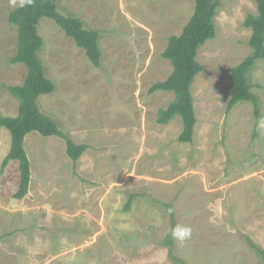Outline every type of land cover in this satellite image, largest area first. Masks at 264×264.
<instances>
[{
  "label": "rangeland",
  "instance_id": "374dc122",
  "mask_svg": "<svg viewBox=\"0 0 264 264\" xmlns=\"http://www.w3.org/2000/svg\"><path fill=\"white\" fill-rule=\"evenodd\" d=\"M216 36L198 51L204 70L192 87L197 125L193 142L181 143L176 116L158 113L172 92L151 86L172 73L163 58L168 38L189 22L195 0H59L64 14L101 32V67L49 19L39 34L40 56L56 85L42 95L41 110L77 144L89 148L77 162L60 137L31 132L28 194L17 199L20 166L1 172L11 134L0 129V264H263L249 240L264 249V132L251 102L227 112L231 69L251 53L248 14L254 0H219ZM20 0H0V117H15L19 101L8 86L22 85L18 27L9 13ZM264 116V60L249 74ZM131 195L137 197L129 209ZM191 229L184 242L165 244L172 228ZM170 249H172L170 251Z\"/></svg>",
  "mask_w": 264,
  "mask_h": 264
},
{
  "label": "trees",
  "instance_id": "16d2710c",
  "mask_svg": "<svg viewBox=\"0 0 264 264\" xmlns=\"http://www.w3.org/2000/svg\"><path fill=\"white\" fill-rule=\"evenodd\" d=\"M254 2L257 13L248 14L243 24L252 33L249 40L251 53L242 63L231 69V91L227 112L233 110L238 103L251 102L257 122L261 118L260 103L256 94L252 92L249 74L258 60H264V0H254ZM219 5V0H195L194 12L189 22L179 36L168 38V45L162 55L172 64V73L166 80L156 82L150 88L151 94L158 91L174 94V100L168 107L159 111L157 123L167 125L174 117L180 116L183 128L178 141L181 143L190 144L194 140L197 117L191 87L196 77L204 70L197 60L198 51L208 40L216 36L215 16ZM43 19L55 22L66 36L74 40L78 48L85 50L88 59L96 67L102 65L101 32L87 29L84 21L78 16L64 14L59 0H32L31 5L19 6L9 13V24L18 27L17 53L11 62L24 64L27 68L22 85L8 86L10 94L19 101L18 115L0 117V129L6 128L11 134V147L2 163L1 172L11 161L19 163L21 180L15 194L17 199H23L30 188V160L24 147L25 137L29 133L38 132L44 137L62 138L66 142V153L74 163L89 148L87 144L75 143L39 106V97L52 94L56 89L55 83L47 75L45 63L40 56L44 39L39 34V27ZM139 196L131 195L127 209ZM165 206L170 215L172 230L177 225L175 214L170 205ZM171 230L165 241L169 247L174 246ZM249 245L264 264V249L250 240ZM170 257L176 264H185L172 253Z\"/></svg>",
  "mask_w": 264,
  "mask_h": 264
},
{
  "label": "clouds",
  "instance_id": "9594fccd",
  "mask_svg": "<svg viewBox=\"0 0 264 264\" xmlns=\"http://www.w3.org/2000/svg\"><path fill=\"white\" fill-rule=\"evenodd\" d=\"M32 0H20V6L24 7L25 5H31ZM258 130L264 132V116H262L257 121ZM171 236L174 240H177L179 242H184L191 236V229L187 226L183 225H176L171 230Z\"/></svg>",
  "mask_w": 264,
  "mask_h": 264
}]
</instances>
